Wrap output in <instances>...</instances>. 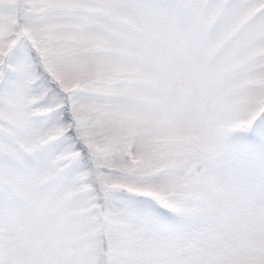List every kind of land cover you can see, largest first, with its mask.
<instances>
[{"label": "snow or ice", "instance_id": "1", "mask_svg": "<svg viewBox=\"0 0 264 264\" xmlns=\"http://www.w3.org/2000/svg\"><path fill=\"white\" fill-rule=\"evenodd\" d=\"M0 264H264V0H0Z\"/></svg>", "mask_w": 264, "mask_h": 264}]
</instances>
